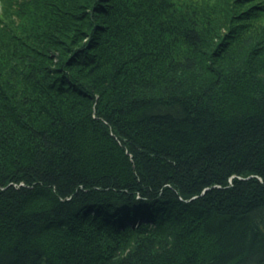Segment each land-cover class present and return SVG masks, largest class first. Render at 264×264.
<instances>
[{
    "label": "trees",
    "instance_id": "16d2710c",
    "mask_svg": "<svg viewBox=\"0 0 264 264\" xmlns=\"http://www.w3.org/2000/svg\"><path fill=\"white\" fill-rule=\"evenodd\" d=\"M0 264H264V0H0Z\"/></svg>",
    "mask_w": 264,
    "mask_h": 264
}]
</instances>
